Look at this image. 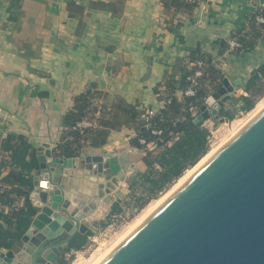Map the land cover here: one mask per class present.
I'll list each match as a JSON object with an SVG mask.
<instances>
[{"label": "crops", "instance_id": "1", "mask_svg": "<svg viewBox=\"0 0 264 264\" xmlns=\"http://www.w3.org/2000/svg\"><path fill=\"white\" fill-rule=\"evenodd\" d=\"M259 8L264 0H198L190 11L165 9L163 0H0V145L21 135L35 157L44 145L74 158L66 190L88 205L101 181H93L88 158H117L122 168L145 170V153L131 144L137 125L124 124L118 103L155 109L166 75L179 79V61L189 65L200 53L222 74L219 86L225 78L244 96L251 74L264 65V40L241 54L230 52L229 43ZM89 90L112 111L107 138L96 146L68 124L75 100ZM73 150L77 156H64ZM2 161L0 181L10 172ZM9 199L5 214L24 208V198Z\"/></svg>", "mask_w": 264, "mask_h": 264}, {"label": "water", "instance_id": "2", "mask_svg": "<svg viewBox=\"0 0 264 264\" xmlns=\"http://www.w3.org/2000/svg\"><path fill=\"white\" fill-rule=\"evenodd\" d=\"M235 95L224 78L194 122H230L219 112ZM36 159L29 195L36 214L19 251L0 249V264H55L77 235L124 199L126 179L140 175L117 158H88L93 181H101L87 205L66 190L74 158L40 145ZM95 264H264V105Z\"/></svg>", "mask_w": 264, "mask_h": 264}, {"label": "trees", "instance_id": "3", "mask_svg": "<svg viewBox=\"0 0 264 264\" xmlns=\"http://www.w3.org/2000/svg\"><path fill=\"white\" fill-rule=\"evenodd\" d=\"M163 4L165 9H174V11L181 9L190 11L195 6V4L184 3L181 0H163ZM258 17L264 18V8H259L250 14L247 17L246 26L232 36L239 44V47L234 49V54L251 51L258 41L264 40V24L257 23ZM190 59L193 63L202 61L205 65L204 76L198 80L195 95L192 97L183 96L180 100L173 98L171 103L154 117L150 129H146L142 123V107L123 103H118L114 107V110L123 116L124 124L137 125L136 136L132 139L131 144L145 153L143 158L145 170L135 177L131 187L133 193H136L135 190H137L135 186H138L140 190L139 195L133 198L130 205L132 210L139 211L151 200L156 199L186 170L196 165L207 152V140L210 131L203 122L195 123L194 115L210 90L219 86L222 74L212 64L211 57L200 53L191 56ZM179 63V79H176L174 75L167 74L164 81L159 85L164 88L165 97L184 92L191 87L188 78L196 68L190 67L186 60L179 61ZM261 76H264V65L251 74L245 91L248 92L249 87L253 86ZM96 97H100L99 93L89 90L75 100L74 110L76 113L74 117H68L69 126H74L89 114L91 102ZM232 102L235 105L241 104L238 110L244 113L249 112L255 106V101L251 96L233 98ZM111 116L112 111H110L107 120L100 121L102 129L89 132L87 137H81V139L90 141L92 146L103 144L109 129H111ZM221 116L230 121L234 119V114L228 112L221 113ZM153 129L161 133L152 135L151 130ZM73 136L80 138L78 133ZM141 139L145 140L146 143H154L156 150H147L145 146L139 143ZM0 149L2 164L10 168L8 175L0 181V249L9 250L25 234L36 214V209L29 201V195L32 190L31 173L37 169L38 163L32 145L24 136L8 135L2 141ZM63 154L66 157H74L78 155V151H64ZM12 195L15 198H24L26 200L25 206L5 214L3 208L10 205L11 199L9 197ZM120 211L121 207L115 203L109 213L110 216H113ZM89 236V232L84 235H77L66 251L80 250ZM57 264L66 263L63 259H59Z\"/></svg>", "mask_w": 264, "mask_h": 264}, {"label": "rangeland", "instance_id": "4", "mask_svg": "<svg viewBox=\"0 0 264 264\" xmlns=\"http://www.w3.org/2000/svg\"><path fill=\"white\" fill-rule=\"evenodd\" d=\"M244 96H251V98L255 101V106L252 110L246 113L241 112L238 110L241 104L235 105L231 100L223 106L219 112V116L224 117L221 116V113L224 112L234 114V119L232 121L225 123L208 120V122H206L205 127L210 131V143L207 145L206 154L196 165L186 170L185 173L179 179L174 181L163 193H161L156 199L151 200L139 211L132 210L130 205L133 202V198L139 195L140 190L138 189V186H135L137 187V190H135L136 193H133L131 187L135 178L128 180L127 185L129 189L124 199L120 201L118 200L110 206L111 209L113 204L118 203L121 207V211L116 215L110 216L109 209V212L104 214L98 223H94L89 228L88 232L90 233V236L87 237L83 247L78 251L72 250L67 252L65 249L59 259H63L66 264H93L98 261L100 256L105 255V253L108 252L114 244H116L126 234V232H128V230L132 229L139 222V220L142 219L141 217L146 215L147 211L155 207L160 200L164 199V196L168 195V193H170L180 183L181 178L185 175H189L187 173L193 171V169L196 168V166L205 158L206 155L209 154L211 150L216 149L230 135H232L248 119V117L252 115L251 113L254 109L257 107L260 108L264 105V76H261L253 86H250L249 91L245 92ZM238 97L240 96H235V98ZM57 262L55 264H57Z\"/></svg>", "mask_w": 264, "mask_h": 264}, {"label": "built area", "instance_id": "5", "mask_svg": "<svg viewBox=\"0 0 264 264\" xmlns=\"http://www.w3.org/2000/svg\"><path fill=\"white\" fill-rule=\"evenodd\" d=\"M184 3L188 4H196L198 0H181ZM257 23L264 24V18L258 17L256 19ZM239 47V44L232 39L229 43V51L233 53L234 49ZM190 67L196 68L194 73L188 78V81L191 84V87L184 92H180V96L184 97H192L195 95V87L198 85V80L204 76L205 65L202 61H196L194 63H190ZM164 91V88H162ZM176 98V93L171 96H164L159 102L155 109L149 107H142L143 113L141 115V120L146 129H150L151 122L154 117L168 106L172 99ZM91 111L85 117H83L79 122H77L72 130L78 131L82 138L87 137L89 132L96 131L102 129L101 120H107L109 118L110 108L104 104L100 97H96L91 102ZM195 116V115H194ZM161 132L153 129L151 130L152 135H159ZM208 144L210 143V139L208 137ZM139 143L147 148L149 151H155L156 145L154 143H146L145 140H139Z\"/></svg>", "mask_w": 264, "mask_h": 264}, {"label": "bare ground", "instance_id": "6", "mask_svg": "<svg viewBox=\"0 0 264 264\" xmlns=\"http://www.w3.org/2000/svg\"><path fill=\"white\" fill-rule=\"evenodd\" d=\"M261 104H262V103H261ZM258 105H259V104H258ZM258 105H257V106H258ZM259 106H260V105H259ZM258 108H259V107H257L256 109H254V111H252L251 114H253ZM249 117H250V116H249ZM249 117H248V118H249ZM214 150H215V149L211 150V151L209 152V154L212 153ZM209 154H208V155H209ZM208 155H206L205 158H206ZM205 158H204V159H205ZM204 159H203V160H204ZM203 160H202V161H203ZM202 161H201V162H202ZM201 162H200V163H201ZM200 163H199V164H200ZM199 164H198V165H199ZM198 165H197V166H198ZM197 166H196V167H197ZM194 169H195V168H194ZM194 169H193V170H194ZM191 172H192V171H191ZM191 172H189V173H187V174H190ZM187 176H188V175H185L183 178H181V179H180V182H181L185 177H187ZM168 194H169V193H168ZM166 196H167V195H166ZM166 196H164V198H165ZM160 201H161V200H160ZM157 203H158V202H157ZM155 205H156V204H155ZM150 207H151V206H150ZM153 208H154V207H153ZM151 209H152V208H151ZM149 211H150V210H149ZM149 211H147V213H148ZM147 213H146V214H147ZM144 216H145V215H144ZM140 217H141V216H140ZM141 218H143V217H141ZM139 221H140V220H139ZM132 225H134V224H132ZM128 231H129V230H128ZM126 233H127V232H126ZM114 245H115V244H114ZM110 247H111V246H110ZM106 253H107V252H106ZM106 253H105V254H106ZM103 256H104V255H103ZM103 256H100L98 260H100ZM97 258H98V257H97ZM93 264H95V263H93Z\"/></svg>", "mask_w": 264, "mask_h": 264}, {"label": "flooded vegetation", "instance_id": "7", "mask_svg": "<svg viewBox=\"0 0 264 264\" xmlns=\"http://www.w3.org/2000/svg\"><path fill=\"white\" fill-rule=\"evenodd\" d=\"M64 238H65V237H64ZM71 242H72V241H71ZM71 242H70V243H71ZM70 243H69V244H70ZM69 244H68V246H69ZM68 246H67V248H68ZM67 248H66V249H67Z\"/></svg>", "mask_w": 264, "mask_h": 264}]
</instances>
